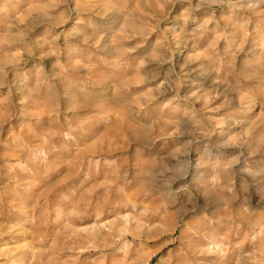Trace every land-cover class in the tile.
<instances>
[{
  "label": "clouds",
  "instance_id": "1",
  "mask_svg": "<svg viewBox=\"0 0 264 264\" xmlns=\"http://www.w3.org/2000/svg\"><path fill=\"white\" fill-rule=\"evenodd\" d=\"M153 260L264 264V0H0V264Z\"/></svg>",
  "mask_w": 264,
  "mask_h": 264
},
{
  "label": "rangeland",
  "instance_id": "2",
  "mask_svg": "<svg viewBox=\"0 0 264 264\" xmlns=\"http://www.w3.org/2000/svg\"><path fill=\"white\" fill-rule=\"evenodd\" d=\"M156 246L158 247L159 245H156ZM165 251H166V249H165ZM161 254H163V253H161ZM152 264H155V260H153Z\"/></svg>",
  "mask_w": 264,
  "mask_h": 264
}]
</instances>
